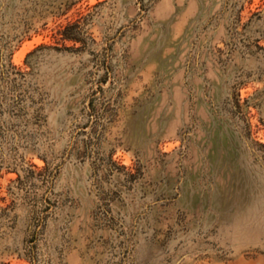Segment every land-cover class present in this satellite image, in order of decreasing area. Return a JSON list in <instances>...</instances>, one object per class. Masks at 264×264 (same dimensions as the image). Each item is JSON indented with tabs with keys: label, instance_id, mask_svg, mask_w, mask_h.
I'll list each match as a JSON object with an SVG mask.
<instances>
[{
	"label": "rangeland",
	"instance_id": "obj_1",
	"mask_svg": "<svg viewBox=\"0 0 264 264\" xmlns=\"http://www.w3.org/2000/svg\"><path fill=\"white\" fill-rule=\"evenodd\" d=\"M0 264H264V0H0Z\"/></svg>",
	"mask_w": 264,
	"mask_h": 264
}]
</instances>
